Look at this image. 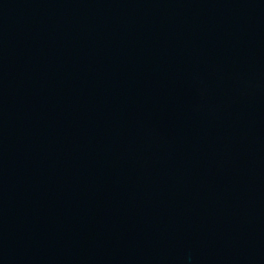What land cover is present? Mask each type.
Masks as SVG:
<instances>
[{
	"label": "water",
	"instance_id": "water-1",
	"mask_svg": "<svg viewBox=\"0 0 264 264\" xmlns=\"http://www.w3.org/2000/svg\"><path fill=\"white\" fill-rule=\"evenodd\" d=\"M0 264H264V0H0Z\"/></svg>",
	"mask_w": 264,
	"mask_h": 264
}]
</instances>
